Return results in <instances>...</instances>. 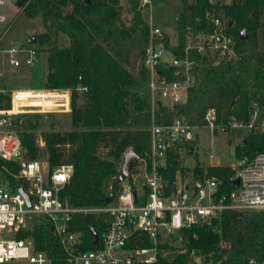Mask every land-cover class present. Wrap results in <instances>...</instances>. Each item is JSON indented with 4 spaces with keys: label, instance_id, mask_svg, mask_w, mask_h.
<instances>
[{
    "label": "trees",
    "instance_id": "16d2710c",
    "mask_svg": "<svg viewBox=\"0 0 264 264\" xmlns=\"http://www.w3.org/2000/svg\"><path fill=\"white\" fill-rule=\"evenodd\" d=\"M183 1L184 11L176 26L178 44L173 45L166 35V45L184 56L188 27L195 35L213 33L207 11L214 10L218 16L222 8L229 17L226 33L235 38L236 56L219 58L218 54L192 51L197 61V83L189 88L188 100L172 106L159 103L155 109L143 64L150 42V24L144 18L141 0H128L133 12L130 23L124 22L120 15V0H25L22 3L21 12L32 18L41 16L45 28L33 38L40 51L47 53L46 84L73 90L72 129L45 132L44 148L36 135L25 129L32 125V114L18 118L24 157L31 160L46 155L51 169L66 163L74 165V173L62 191V198L70 204L101 205L107 203L110 193L116 194L119 184L114 185V180L121 172L119 164L122 165L129 150L140 157L147 155L153 119L172 122L182 117L197 125L204 122L209 108H215L218 123L226 126L233 117L247 121L252 103L264 106V0L222 5L210 0H192L196 2L192 10L188 7L191 1ZM243 29H247L245 39L239 35ZM61 33L70 38L68 46L60 45ZM217 61L220 63L216 64ZM79 86H86L87 90L80 94ZM80 96L86 98L84 106L77 105ZM10 105L11 95L0 92V108ZM22 118H25L23 124ZM185 145L189 150L193 148L191 141ZM104 149L105 154H101L100 150ZM236 150L239 157L264 151V129L247 132ZM176 156L171 152L169 165L162 170L172 182L179 168ZM12 166L19 168L18 163ZM196 171L202 176L204 168L198 166ZM233 173L229 166L208 168V174L224 180ZM78 218L84 247H95L91 229L101 234L107 225L103 215L89 213ZM33 234L37 248L50 254L61 253L59 243L44 223ZM184 235L186 252L159 255L155 264H244L251 257H262L264 210L228 209L210 224L185 230ZM197 256L202 262L196 261Z\"/></svg>",
    "mask_w": 264,
    "mask_h": 264
},
{
    "label": "built area",
    "instance_id": "2783aa9c",
    "mask_svg": "<svg viewBox=\"0 0 264 264\" xmlns=\"http://www.w3.org/2000/svg\"><path fill=\"white\" fill-rule=\"evenodd\" d=\"M142 3H152V0H142ZM206 16L214 32L203 37L192 36L188 27L191 40L184 56L166 45L164 29L150 26V42L143 64L148 73L147 88L153 109L159 103L172 106L188 100L189 88L197 83V61L192 51L218 54L219 58L236 56L235 38L226 33L227 20L217 16L214 10H208ZM12 21L0 12V53L7 54V59L0 62V80L5 77L6 66L33 68L42 55L30 38L5 43ZM178 41L177 36L172 44L177 45ZM161 67L164 69L160 70ZM77 90L81 94L87 87L79 86ZM10 95V107L0 108V264L17 261L26 264H155L159 255L186 252L184 231L210 224L225 210H264V151L238 157L228 180L212 176L193 182L176 178L172 182L165 176L162 170L169 165L170 153L195 139L194 130L198 125L182 117L172 122L153 119L150 148L139 160L142 165L139 172L131 171V179L119 183L111 202L72 205L62 198V191L74 173V165L66 163L51 169L49 163L39 159H25L17 120L29 113L71 112L73 90L45 85L16 88ZM204 120L214 131L218 111L209 108ZM225 129L263 130L264 106L254 102L247 121L233 117ZM12 163H18L19 168L14 169ZM237 179H240L239 184L235 183ZM21 189L30 196V205ZM89 213L103 215L107 225L101 234L97 232L98 241L91 233L96 246L85 248L82 231L77 227L78 217ZM41 223L59 243L61 253L50 254L37 248L33 232ZM198 259L201 257L197 256L196 261ZM244 264H264V249L261 258L251 257Z\"/></svg>",
    "mask_w": 264,
    "mask_h": 264
},
{
    "label": "rangeland",
    "instance_id": "374dc122",
    "mask_svg": "<svg viewBox=\"0 0 264 264\" xmlns=\"http://www.w3.org/2000/svg\"><path fill=\"white\" fill-rule=\"evenodd\" d=\"M0 12L6 14L14 22L10 25V29L5 37V43H17L18 41H25L28 38L33 39L34 36L45 30L41 16L32 18L27 16L26 13L21 12L22 7L18 6V0H0ZM192 2V0H189ZM235 0H214V3L219 5L231 4ZM141 9L144 18L150 24L164 29L166 35L171 39V42L177 41V21L180 14L184 11L185 2L183 0H152V3L143 4L141 0ZM219 17L229 18L221 8L218 10ZM120 15L124 22L130 23L133 12L130 10L128 0H120ZM214 32V31H213ZM200 37L204 34L199 33ZM197 36V34H192ZM191 36H188V42ZM36 43V42H35ZM59 43L62 46L70 44V38L65 33H61ZM39 46L38 43H36ZM40 47V46H39ZM42 52V51H41ZM7 59V54L0 53V62L2 63ZM5 77L0 82V90L4 93H9L16 88L36 87L40 88L47 85V53L42 52L41 58L37 65L33 68H19L12 69L8 66L5 68ZM48 86V85H47ZM86 98L80 96L77 100L78 106H84ZM253 104V103H252ZM71 112H51L47 114L29 113L32 114V125L27 126L25 129L34 133L37 137L39 145L44 148L46 141L44 139L45 132L51 131H66L72 129ZM38 114V115H36ZM198 128L194 130L195 139L191 141L192 149H187L185 146L178 147L174 153L179 162V168L176 173V178H181L186 182H193L194 180L204 179L205 177L216 176V174H208L210 166H237L239 155L237 154V147L243 144V139L246 136V131L225 129L224 124L218 123L214 131L203 123L197 124ZM101 154H105L106 149L100 150ZM44 163H49L47 156L43 155L39 158ZM124 163V162H123ZM122 165L119 168L122 170ZM141 162H137L132 172H139ZM204 168L203 175L200 176L196 168ZM116 177V176H115ZM114 177V178H115ZM113 183V179L109 180ZM6 264H26L25 261H17Z\"/></svg>",
    "mask_w": 264,
    "mask_h": 264
},
{
    "label": "water",
    "instance_id": "95a60500",
    "mask_svg": "<svg viewBox=\"0 0 264 264\" xmlns=\"http://www.w3.org/2000/svg\"><path fill=\"white\" fill-rule=\"evenodd\" d=\"M24 1L25 0H18V6L19 7L22 6V3ZM195 3L196 2L194 1V2H191L189 4L188 7H189L190 10L193 9ZM239 35H240V37L242 39L247 38V36H248L247 29L241 30ZM33 40L35 41V38H33ZM219 63H220V61L216 62V64H219ZM48 86L51 87V84L49 83ZM24 121H25V118H22V124L24 123ZM140 158H141L140 155L138 153H136L134 150H129V151L125 152V154H124V163H123V166H122V170L119 173V175L116 176V178L114 180V185H118L119 183H121L125 179H131V171L134 168L135 164L140 160ZM235 183L239 184L240 183V179H237L235 181ZM21 191L27 197L28 204L30 205L31 204L30 196L23 189H21ZM136 194H137V192L135 190L134 191V195L136 196ZM114 196H115L114 193H110L108 198H107V202H111L114 199ZM91 233L95 237V241H98V233H97L95 228L91 229ZM197 261L201 262V259H198Z\"/></svg>",
    "mask_w": 264,
    "mask_h": 264
}]
</instances>
